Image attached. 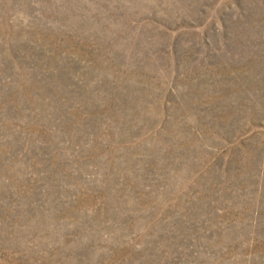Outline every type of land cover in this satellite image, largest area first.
<instances>
[{"label":"rangeland","instance_id":"374dc122","mask_svg":"<svg viewBox=\"0 0 264 264\" xmlns=\"http://www.w3.org/2000/svg\"><path fill=\"white\" fill-rule=\"evenodd\" d=\"M0 264H264V0H0Z\"/></svg>","mask_w":264,"mask_h":264}]
</instances>
